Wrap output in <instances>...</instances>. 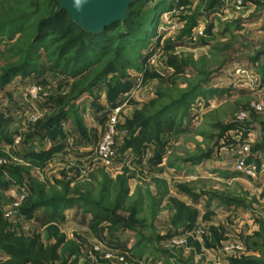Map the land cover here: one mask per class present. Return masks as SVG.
<instances>
[{
    "label": "rangeland",
    "instance_id": "obj_1",
    "mask_svg": "<svg viewBox=\"0 0 264 264\" xmlns=\"http://www.w3.org/2000/svg\"><path fill=\"white\" fill-rule=\"evenodd\" d=\"M180 1L137 4L133 19H145L140 26L152 36L134 32L137 43L113 44L71 75L53 67L79 45L67 20H55L52 34L38 27L52 0H0V69H20L0 87L3 212L11 230L39 233L56 248L54 264H264V0ZM172 56L185 61L184 73L172 74ZM147 71L169 80L145 79ZM178 99L164 145L142 156L126 147L130 124L136 131L140 119ZM116 109L105 163L94 149ZM230 125L245 136H222ZM59 140L68 149L54 147ZM244 140L254 175L233 167ZM74 188L118 222H91L81 200L38 199L40 191L48 201L80 199Z\"/></svg>",
    "mask_w": 264,
    "mask_h": 264
},
{
    "label": "trees",
    "instance_id": "obj_2",
    "mask_svg": "<svg viewBox=\"0 0 264 264\" xmlns=\"http://www.w3.org/2000/svg\"><path fill=\"white\" fill-rule=\"evenodd\" d=\"M149 0H136L131 3L128 7L126 13V20L124 23L120 21L114 22L111 25H108L104 28L103 31L97 34H92L81 30L67 15L63 10H59V6L56 0H52L54 6V11L50 13L47 17L40 20L38 23L39 29L43 27L44 31L53 33V29L50 26H53L55 20L59 18H64L67 20V27L72 32L74 36L72 37L73 41L79 42L78 48H76L72 53V58L63 62V64L56 63L53 67L59 68L62 67V73L68 72L71 75L79 74L89 67V65L94 64L98 59L105 53L109 52L112 49L113 44L117 47L119 44L123 47H130L129 39L135 43L139 40L134 32L145 36L146 39L151 36L147 33L146 27H141L140 25L146 22L136 21L133 19L135 13H132V8L137 4L148 2ZM186 0H181V4H185ZM166 0H159V8L166 6ZM154 7V6H152ZM157 7V5H156ZM146 18H149V14L146 15ZM142 24V26H143ZM139 25V26H138ZM142 28V29H141ZM147 33V34H146ZM134 37V39H132ZM144 42V41H143ZM73 47H70V51L73 50ZM98 57V58H97ZM169 66L172 68L173 75H179L184 73L185 61L183 59L177 60L175 57L169 59ZM17 67H8L0 69V87L5 86L11 79V77L18 73ZM145 79H157L159 81H165L163 77L156 73L145 72ZM169 79H166L165 82H168ZM171 82V81H169ZM184 98V97H182ZM186 100L185 98L183 101ZM182 99H178L170 107H166L161 111L147 114L144 118L140 119L136 123V131L133 132L132 125L128 126L130 130V139L126 143V147L132 149L139 156H142L146 149L152 146H162L164 145L163 141H160L161 135L169 134L173 129L174 117L171 113L172 110L179 104H181ZM223 131L222 136L225 135L227 130H234L235 132H242L243 128L238 125H230L227 127H222ZM240 130V131H239ZM246 132L243 131V136ZM228 138V137H227ZM228 140V139H227ZM228 142H231L230 140ZM62 188L65 192L69 190V182L62 184ZM73 195H80V199H44V194L42 191L38 193V199L44 206L60 202H67L73 206L77 205L78 202H84L87 205L85 207V212L92 214L91 222L95 221L98 218L107 219L109 222L116 224L118 221L116 218L107 217V215H101V211L104 213L102 207L100 208L97 205V202L93 200L90 196L81 194L78 188L72 190ZM126 192L124 189H120L116 194L113 206L120 207L125 200ZM59 260V256L55 247H49L42 241L39 233H33L31 235H26L23 233H17L11 230L8 227L7 219L4 216L3 212V203L0 196V264H54Z\"/></svg>",
    "mask_w": 264,
    "mask_h": 264
},
{
    "label": "water",
    "instance_id": "obj_3",
    "mask_svg": "<svg viewBox=\"0 0 264 264\" xmlns=\"http://www.w3.org/2000/svg\"><path fill=\"white\" fill-rule=\"evenodd\" d=\"M59 10L83 31L97 34L108 25L124 23L131 3L136 0H56Z\"/></svg>",
    "mask_w": 264,
    "mask_h": 264
},
{
    "label": "built area",
    "instance_id": "obj_4",
    "mask_svg": "<svg viewBox=\"0 0 264 264\" xmlns=\"http://www.w3.org/2000/svg\"><path fill=\"white\" fill-rule=\"evenodd\" d=\"M255 108H258V106ZM116 112L117 109L114 110V113L112 112L109 115L107 119L106 130L103 133L101 139L95 145L94 149L96 157L105 163H109L112 160L114 154V137L117 132ZM249 150L250 143L248 140H244L237 149V156L235 158L233 167L237 172L247 175H254L256 172V166L253 162L246 161V156ZM23 197V195H20L18 200L13 203L14 206H18L20 201H22Z\"/></svg>",
    "mask_w": 264,
    "mask_h": 264
},
{
    "label": "crops",
    "instance_id": "obj_5",
    "mask_svg": "<svg viewBox=\"0 0 264 264\" xmlns=\"http://www.w3.org/2000/svg\"><path fill=\"white\" fill-rule=\"evenodd\" d=\"M43 144H44V143H43ZM60 144H63L60 140H59V142H54V145H55L54 147H60L61 150L63 149V151L66 150V149H68V148H67V144H65V145H63V146H62V145H61V146H58V145H60ZM44 145H45V144H44ZM64 146H65V147H64ZM43 148H44L45 150L48 149L47 145H46V147H43ZM61 152H62V151L59 150V152H57V153H55V154H59V155H60ZM59 155H53V157H54L53 159L55 160L54 162H56V161L58 160V159H57L58 157H56V156H59ZM48 165H49V164H48ZM58 165H59V163L57 164V166H58ZM49 166H50V165H49ZM87 214L89 215V213H87Z\"/></svg>",
    "mask_w": 264,
    "mask_h": 264
}]
</instances>
